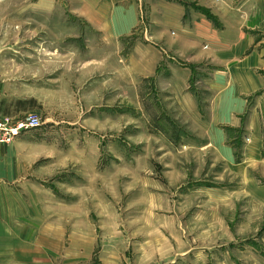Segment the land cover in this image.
<instances>
[{
  "label": "rangeland",
  "instance_id": "rangeland-1",
  "mask_svg": "<svg viewBox=\"0 0 264 264\" xmlns=\"http://www.w3.org/2000/svg\"><path fill=\"white\" fill-rule=\"evenodd\" d=\"M177 1L140 0L109 41L68 0H0V70L40 121L10 142L36 186L0 214L24 250L43 233L45 264H264V96L215 127L206 75L153 38Z\"/></svg>",
  "mask_w": 264,
  "mask_h": 264
},
{
  "label": "crops",
  "instance_id": "crops-1",
  "mask_svg": "<svg viewBox=\"0 0 264 264\" xmlns=\"http://www.w3.org/2000/svg\"><path fill=\"white\" fill-rule=\"evenodd\" d=\"M68 2L70 12L103 40L125 38L139 25L140 0ZM177 2L167 7L164 16L171 18L170 36L157 33L153 38L164 47L161 52L168 54V59L186 70L185 83L196 72L206 75V87L212 94L208 112L215 127H240L249 103L264 96V0ZM21 99L0 70V116L15 119L20 114L33 113L18 107ZM18 143L0 144V208L11 203L10 191L36 186L37 176L31 173L33 160H25L23 149L12 148L13 144L22 148L21 141ZM5 212L0 214V264H45L43 233L40 238L34 234L25 250L15 246L12 230L5 228ZM15 251L20 252L18 255L24 251L27 254L19 259Z\"/></svg>",
  "mask_w": 264,
  "mask_h": 264
},
{
  "label": "built area",
  "instance_id": "built-area-1",
  "mask_svg": "<svg viewBox=\"0 0 264 264\" xmlns=\"http://www.w3.org/2000/svg\"><path fill=\"white\" fill-rule=\"evenodd\" d=\"M39 125V118L34 113L15 120L7 116H0V143H10L21 131L30 130V128Z\"/></svg>",
  "mask_w": 264,
  "mask_h": 264
},
{
  "label": "trees",
  "instance_id": "trees-1",
  "mask_svg": "<svg viewBox=\"0 0 264 264\" xmlns=\"http://www.w3.org/2000/svg\"><path fill=\"white\" fill-rule=\"evenodd\" d=\"M203 13L205 14L207 19L212 20V18L207 13H205V12H203Z\"/></svg>",
  "mask_w": 264,
  "mask_h": 264
}]
</instances>
